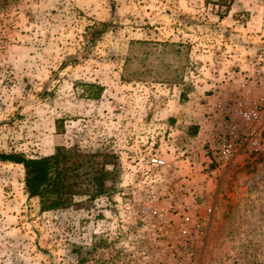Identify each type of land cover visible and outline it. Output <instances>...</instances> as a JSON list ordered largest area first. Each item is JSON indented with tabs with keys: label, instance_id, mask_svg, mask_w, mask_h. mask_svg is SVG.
<instances>
[{
	"label": "rangeland",
	"instance_id": "374dc122",
	"mask_svg": "<svg viewBox=\"0 0 264 264\" xmlns=\"http://www.w3.org/2000/svg\"><path fill=\"white\" fill-rule=\"evenodd\" d=\"M263 94L264 0H0V152L106 169L43 211L0 161V264H264V149L225 172L205 153Z\"/></svg>",
	"mask_w": 264,
	"mask_h": 264
},
{
	"label": "trees",
	"instance_id": "16d2710c",
	"mask_svg": "<svg viewBox=\"0 0 264 264\" xmlns=\"http://www.w3.org/2000/svg\"><path fill=\"white\" fill-rule=\"evenodd\" d=\"M86 89L94 87L89 97L96 98L101 86L84 83ZM98 153L76 148L27 157L23 153L0 152V161L21 164L24 169V187L29 198L37 197L40 209L54 210L66 206L74 196L95 198L104 191L106 169L96 160Z\"/></svg>",
	"mask_w": 264,
	"mask_h": 264
},
{
	"label": "built area",
	"instance_id": "2783aa9c",
	"mask_svg": "<svg viewBox=\"0 0 264 264\" xmlns=\"http://www.w3.org/2000/svg\"><path fill=\"white\" fill-rule=\"evenodd\" d=\"M257 72L260 74L261 70ZM224 113L205 152L208 164L216 172H225L238 158L244 159L264 149V94L248 105L235 96ZM162 162L152 157L150 166L157 168Z\"/></svg>",
	"mask_w": 264,
	"mask_h": 264
}]
</instances>
